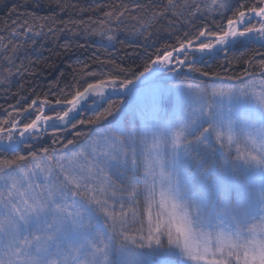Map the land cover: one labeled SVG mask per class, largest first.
I'll return each instance as SVG.
<instances>
[{
	"label": "snow or ice",
	"instance_id": "snow-or-ice-1",
	"mask_svg": "<svg viewBox=\"0 0 264 264\" xmlns=\"http://www.w3.org/2000/svg\"><path fill=\"white\" fill-rule=\"evenodd\" d=\"M104 7L0 35L5 93L38 38L152 49L142 71L94 57L55 99L0 105V264H264V0ZM220 60L248 67L223 75Z\"/></svg>",
	"mask_w": 264,
	"mask_h": 264
},
{
	"label": "trees",
	"instance_id": "trees-1",
	"mask_svg": "<svg viewBox=\"0 0 264 264\" xmlns=\"http://www.w3.org/2000/svg\"><path fill=\"white\" fill-rule=\"evenodd\" d=\"M62 2L76 7H70L69 11L61 12L55 0H0V35L4 34L3 30L12 25L14 20H22L25 16L52 18L57 21L54 27L61 28L64 27L61 22H67L69 18L77 21L103 19L102 13L99 15L92 12L82 13L78 9L103 5L106 11L109 10L107 6L117 5L121 3V0H62ZM123 2L129 3V0H123ZM13 9H15V12H13ZM69 27L72 26L69 25ZM99 40L100 37L97 36L86 42L82 37H74L65 33H59L55 41L50 36L48 38H38L37 44L39 47L29 50L27 60H25L23 53L20 55V59L25 63H28L29 60L35 63L30 66V71L16 78L9 92H0V105L7 107L8 104L14 103L16 93L27 94L29 100L41 94L48 96L50 99H55L57 94L61 93L71 83L70 65L75 67L83 61L92 63L95 57L113 62L105 67V71L119 65L121 68L139 72L143 70V66L147 63V56L152 52V49H149L146 54L141 45L131 43L126 37H122L121 42L116 47L107 49L99 46ZM91 41H96V43ZM78 44L84 46L80 47ZM66 47H70L71 50L66 52ZM224 64L225 61L220 60L216 64L210 65V68L223 75L237 76L248 67L238 60L231 61L226 68L223 67ZM61 74H64V76L62 77ZM58 80L60 84L56 83ZM33 89H35V92H33ZM91 114V112L88 113V115ZM3 118L4 113L0 111V119Z\"/></svg>",
	"mask_w": 264,
	"mask_h": 264
}]
</instances>
